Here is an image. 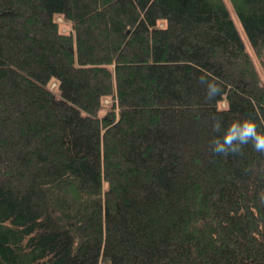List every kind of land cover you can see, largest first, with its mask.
<instances>
[{
	"label": "trees",
	"instance_id": "16d2710c",
	"mask_svg": "<svg viewBox=\"0 0 264 264\" xmlns=\"http://www.w3.org/2000/svg\"><path fill=\"white\" fill-rule=\"evenodd\" d=\"M228 1L262 71L223 0H0V264H264V154L210 151L264 132V0Z\"/></svg>",
	"mask_w": 264,
	"mask_h": 264
},
{
	"label": "clouds",
	"instance_id": "9594fccd",
	"mask_svg": "<svg viewBox=\"0 0 264 264\" xmlns=\"http://www.w3.org/2000/svg\"><path fill=\"white\" fill-rule=\"evenodd\" d=\"M198 82L204 87L206 99L213 101L222 94L219 82L206 75L198 77ZM213 132L216 133L210 141V151L213 154L228 157L241 155L243 147L251 144L254 151L264 154V132L258 131L256 122L250 117L232 119L225 126L222 117H213ZM264 200V194L261 195Z\"/></svg>",
	"mask_w": 264,
	"mask_h": 264
},
{
	"label": "rangeland",
	"instance_id": "374dc122",
	"mask_svg": "<svg viewBox=\"0 0 264 264\" xmlns=\"http://www.w3.org/2000/svg\"><path fill=\"white\" fill-rule=\"evenodd\" d=\"M223 1H224L225 5H226L228 11H229V14H230V16H231V18H232V20H233V22H234V24H235L237 30H238L240 36L242 37V40H243V42H244V45H245L246 49H247L248 52L250 53L251 57L253 58V60H254V62L256 63V65L258 66L259 70L262 71L263 68H262L261 65H259L257 59L255 58V56H254V54H253V51H252V49L250 48V46H249V44H248V42H247V40H246V38H245V35H244V33H243V30H242V27H241V25H240V22H239V20H238V18H237V16H236L234 10H233L232 7H231V4L229 3L228 0H223ZM57 20L61 23V25H60V30L63 31V32H68L70 28H69V26H68L67 24H65V23L62 21V18H61L60 16H58V17H57ZM263 83H264V81H263ZM106 102H108V101H106Z\"/></svg>",
	"mask_w": 264,
	"mask_h": 264
}]
</instances>
